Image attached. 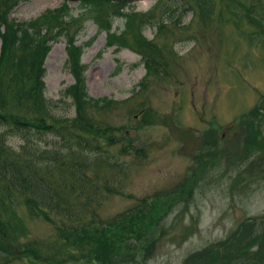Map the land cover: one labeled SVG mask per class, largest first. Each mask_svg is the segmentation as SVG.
Segmentation results:
<instances>
[{"label":"rangeland","instance_id":"1","mask_svg":"<svg viewBox=\"0 0 264 264\" xmlns=\"http://www.w3.org/2000/svg\"><path fill=\"white\" fill-rule=\"evenodd\" d=\"M63 1L79 13L77 0H18L10 17L28 20ZM119 2L94 0L74 37L82 45L86 94L112 101L81 110L95 135L68 122L42 132L23 128L28 135L0 126V216L13 219L16 243H55L59 226L101 225L154 201L163 220L147 258H141L146 244L137 245L133 264H264V0H124L152 18L142 29L147 44L135 36V21L124 34L126 46L116 50L105 46V33H97L91 18H106L111 30L122 31L124 18L114 11ZM64 46L59 36L42 67L50 114L65 121L76 112L63 94L73 83ZM254 108L258 125L248 152H238V144L197 160L205 150L200 135L230 127L236 130L221 141L237 139L239 119ZM140 109L134 127L129 117ZM24 199L42 202L51 220L31 214ZM56 203L73 215L52 210ZM203 250L210 251L198 259ZM0 264L99 263L30 262L0 252Z\"/></svg>","mask_w":264,"mask_h":264},{"label":"trees","instance_id":"2","mask_svg":"<svg viewBox=\"0 0 264 264\" xmlns=\"http://www.w3.org/2000/svg\"><path fill=\"white\" fill-rule=\"evenodd\" d=\"M17 2L18 0H0V121H3L0 126L5 128L6 123L16 127L23 135H28L29 131L25 132L23 128L28 127L42 132V130L57 128L58 125L64 127L68 122L69 125L79 128L80 131H87L95 135V131L91 130V122L86 121V113L85 116L82 115L81 110L93 107L94 109L103 108L112 101L103 97L90 98L86 94L84 66L80 63L82 45H75L74 38L82 28V24L79 22L81 16L90 11L94 0H77L79 13L76 15L70 13L67 2L63 1L56 8L44 9L36 17L21 21L10 17L11 10ZM119 3L120 9L114 11L124 18L122 31L111 30L110 20L108 21L106 18L102 19L99 16L98 19L91 18L96 24L97 33L100 31L105 33V46H114L116 50L125 47L124 34L126 31H130V28L132 29L135 21L137 25L135 36L137 35V39H140L143 45L147 44L148 41L142 36V29L146 23H150L152 17L149 12L147 14L136 13L124 3V0H120ZM124 7L129 8L127 13L122 11ZM249 22L254 25L252 20ZM76 24H78V28L70 33V27ZM258 27L260 28V25ZM59 36H63L65 44L63 65L73 78V83L63 90V94L70 97L76 112L73 117L65 121L51 116L48 107L49 101L44 96V68L42 63L51 44L57 42ZM8 104L15 106L8 108ZM26 106L28 109L25 108ZM11 108H16L17 112H11ZM254 113L258 119L259 111L256 108L250 110L246 116ZM100 130L102 133H106L109 127ZM244 132V150L248 152L254 145L256 131L250 124L249 127L246 126ZM1 145L0 140V151L3 148ZM204 156L206 157V155ZM203 158L201 153L197 156L198 161ZM13 167L16 169L15 165ZM73 174L90 180L80 170H73ZM37 200L24 199L28 211L34 214L35 210L37 214L39 213L44 218L51 220L43 211L42 202ZM59 207L67 212V215H73L58 203L53 206L52 210ZM8 208L11 207L8 205ZM159 212L153 201L117 215L105 223H101V225L88 224L82 221L71 226L62 225L57 227V239L59 238V240L55 243L51 241L44 244L33 240L16 243L13 219H4L0 216V252L6 257H22L30 262L62 263L84 257L93 259L99 264H133L137 262L134 259L137 245L142 246L145 243L147 246L148 243L147 247L143 246V256H141L143 260L147 258L152 246L150 243L155 238L153 236L154 231L163 220V216ZM10 216L12 217V215ZM208 251L210 250L198 252V259L203 260Z\"/></svg>","mask_w":264,"mask_h":264},{"label":"flooded vegetation","instance_id":"3","mask_svg":"<svg viewBox=\"0 0 264 264\" xmlns=\"http://www.w3.org/2000/svg\"><path fill=\"white\" fill-rule=\"evenodd\" d=\"M239 121L238 122L242 126L240 127V132H239V135L237 136V139L235 137H233L228 142L227 141L226 142L221 141L225 137L224 136L225 132H232V131L236 130V129H234L232 131H228V129H230V127L224 133H222L218 136L215 135V132L212 129L208 130L207 133H203L202 135H200V140H199L198 146H199V148H201V147L205 148V150L203 152H201V154L214 157L215 153L219 152L220 151L219 148H221V147H223L221 151L233 152V150L236 149V145H238V144H239L238 149H237L238 152H246L244 150V144H243V139H244V135H245V132H244L245 128H246V126L249 127L251 124L253 129L255 130L257 125H258V119L256 118V114L254 113L252 115L248 114L244 120L241 118V119H239Z\"/></svg>","mask_w":264,"mask_h":264},{"label":"water","instance_id":"4","mask_svg":"<svg viewBox=\"0 0 264 264\" xmlns=\"http://www.w3.org/2000/svg\"><path fill=\"white\" fill-rule=\"evenodd\" d=\"M143 112V109H140L139 111H137L135 114H133V115H131L130 117H129V119H130V121L132 122V121H137L138 119H139V117H140V115H141V113ZM132 133L133 132H131V134H130V136L132 135Z\"/></svg>","mask_w":264,"mask_h":264}]
</instances>
